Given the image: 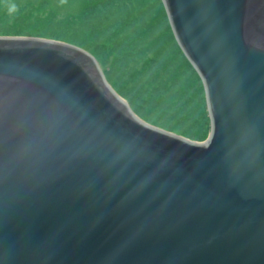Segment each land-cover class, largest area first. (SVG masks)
<instances>
[{
  "label": "water",
  "instance_id": "obj_1",
  "mask_svg": "<svg viewBox=\"0 0 264 264\" xmlns=\"http://www.w3.org/2000/svg\"><path fill=\"white\" fill-rule=\"evenodd\" d=\"M211 122L139 119L97 59L0 37V264H264V0H162Z\"/></svg>",
  "mask_w": 264,
  "mask_h": 264
},
{
  "label": "rangeland",
  "instance_id": "obj_2",
  "mask_svg": "<svg viewBox=\"0 0 264 264\" xmlns=\"http://www.w3.org/2000/svg\"><path fill=\"white\" fill-rule=\"evenodd\" d=\"M111 1L113 6L105 11L98 0H11L6 5L20 2L19 10L26 3L41 5L53 15L36 33L31 28L21 36L0 37L49 39L88 51L139 119L194 142L206 141L211 122L204 87L175 38L163 1ZM3 13L0 4V28L6 29L10 21L20 33L27 18L17 23L15 14L6 20ZM29 22L33 25L32 19Z\"/></svg>",
  "mask_w": 264,
  "mask_h": 264
},
{
  "label": "trees",
  "instance_id": "obj_3",
  "mask_svg": "<svg viewBox=\"0 0 264 264\" xmlns=\"http://www.w3.org/2000/svg\"><path fill=\"white\" fill-rule=\"evenodd\" d=\"M11 0H0V4L2 6V9H3V14H2V17L4 19H8L11 14H15V18L17 23L23 19V16L27 18V20L24 18L23 20H25L24 24H23V27L21 28V32L20 33H16L14 32V28L11 27V25L9 24L10 21H7L6 23V29H2L0 28V33H3V34H6V35H11V34H15V35H23V34H27L31 31H29L31 28H34V31L32 33H36V27H43V25H40L42 23V21L47 17V16H52L53 15V12H50V11H45L44 9L42 8H39L41 7V5L38 6V8H36L33 4H30V3H26V8L24 9H21L19 10V5H22L20 2H18V5L16 6L17 9L19 10L18 12H12L11 14L9 13V9L11 7V5H6V2H10ZM98 3L101 4V7L103 6L105 11H107L108 8L112 7L113 6V2L111 0H98ZM96 4V3H95ZM97 6V10H99V6L96 4ZM9 7V8H8ZM5 10V11H4ZM93 15L94 14V11H91ZM57 16V15H56ZM31 19L33 20V25L32 23H30L29 21H31ZM5 20V21H6ZM70 21L71 23L72 22H76L75 20H68ZM39 25V26H37ZM47 26H51L50 24H47ZM30 33V34H32ZM198 80V79H197ZM199 82V80H198ZM200 84V83H199ZM201 135V134H200ZM207 136L204 138L206 139ZM203 139V140H204Z\"/></svg>",
  "mask_w": 264,
  "mask_h": 264
},
{
  "label": "clouds",
  "instance_id": "obj_4",
  "mask_svg": "<svg viewBox=\"0 0 264 264\" xmlns=\"http://www.w3.org/2000/svg\"><path fill=\"white\" fill-rule=\"evenodd\" d=\"M18 11L17 7L15 4H13L10 9H9V13L11 14L12 12Z\"/></svg>",
  "mask_w": 264,
  "mask_h": 264
}]
</instances>
